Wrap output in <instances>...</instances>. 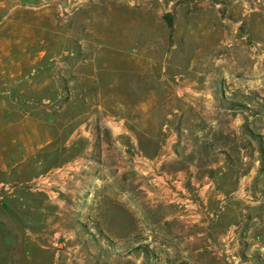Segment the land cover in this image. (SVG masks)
Masks as SVG:
<instances>
[{"label": "rangeland", "instance_id": "374dc122", "mask_svg": "<svg viewBox=\"0 0 264 264\" xmlns=\"http://www.w3.org/2000/svg\"><path fill=\"white\" fill-rule=\"evenodd\" d=\"M0 264H264V0H0Z\"/></svg>", "mask_w": 264, "mask_h": 264}, {"label": "crops", "instance_id": "0c3cea01", "mask_svg": "<svg viewBox=\"0 0 264 264\" xmlns=\"http://www.w3.org/2000/svg\"><path fill=\"white\" fill-rule=\"evenodd\" d=\"M236 191L240 193V191H241L240 183L238 184L237 188H235V192H236Z\"/></svg>", "mask_w": 264, "mask_h": 264}]
</instances>
